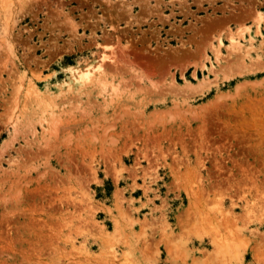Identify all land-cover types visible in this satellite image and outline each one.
<instances>
[{
	"label": "rangeland",
	"instance_id": "374dc122",
	"mask_svg": "<svg viewBox=\"0 0 264 264\" xmlns=\"http://www.w3.org/2000/svg\"><path fill=\"white\" fill-rule=\"evenodd\" d=\"M0 264H264V0H0Z\"/></svg>",
	"mask_w": 264,
	"mask_h": 264
},
{
	"label": "bare ground",
	"instance_id": "6f19581e",
	"mask_svg": "<svg viewBox=\"0 0 264 264\" xmlns=\"http://www.w3.org/2000/svg\"><path fill=\"white\" fill-rule=\"evenodd\" d=\"M107 57H104V60H107L106 59ZM112 60V59H111ZM96 71H98V73L102 72V69H103V64H99L96 66ZM92 74V70L89 69L87 70L86 72H82L80 75H81V78L80 80H84V79H87L88 76H90ZM91 82V81H90ZM116 90V89H115Z\"/></svg>",
	"mask_w": 264,
	"mask_h": 264
}]
</instances>
